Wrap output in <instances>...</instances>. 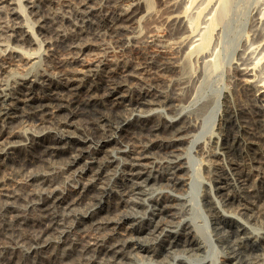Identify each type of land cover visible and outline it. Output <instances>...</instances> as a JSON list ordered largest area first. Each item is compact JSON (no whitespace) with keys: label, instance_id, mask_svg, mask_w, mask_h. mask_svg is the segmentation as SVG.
I'll return each instance as SVG.
<instances>
[{"label":"bare ground","instance_id":"1","mask_svg":"<svg viewBox=\"0 0 264 264\" xmlns=\"http://www.w3.org/2000/svg\"><path fill=\"white\" fill-rule=\"evenodd\" d=\"M25 1H0V174L7 173L5 178L0 177V264H127L123 259L131 242L145 241L144 235L151 236L153 243L142 250L154 256L167 251L172 244L165 237L170 236L168 228L175 219L154 220L147 229L132 228L120 237L121 226L130 218L121 212L102 216V202L116 187L128 195L140 193L144 160L153 151L166 159L163 170L175 174L177 164L167 158L175 154L180 137L191 127L188 118L198 123L212 100L201 102L193 111L178 109L194 100L199 66H219V52L212 37L229 0H216L219 8L210 17L207 12L201 21L206 8L200 6H208L213 0H187L185 8H170L165 18L173 20L170 25L176 24L172 25L176 28L164 36L150 32L145 38L134 35L140 1L127 8H114V13H102L89 9V0H80L75 12L79 24L72 30L61 28L70 20L51 10L52 0ZM176 1L168 4L175 7ZM146 3L148 7L152 4L151 0ZM27 8L32 9L30 16ZM35 16L39 23L37 34L31 20ZM93 26L96 27L91 32ZM254 30L256 36L264 33L261 25ZM46 34L51 35L43 39ZM262 38L251 49L256 54L250 56L247 51L234 67L238 76L235 88L247 102H238L229 109L226 100L225 126L216 143L222 152L215 154L223 155L229 166L216 168L212 180L214 189L224 192L216 201L210 186L212 199L204 202L218 232V243L228 254L224 264H264V238L255 237L248 226L264 217V150L254 148L258 139L264 141V52L257 53L259 47H264ZM39 41L49 46L51 55L43 58L41 49L36 56L29 51L32 45L41 48ZM56 46H68L71 52L55 55ZM108 46L136 52L141 61L120 59L118 55L110 60ZM86 51L96 52L93 54L97 56L87 61L83 56ZM4 53L9 57H3ZM250 59L253 60L249 62ZM11 61L24 73L7 76ZM192 61L201 65L190 74ZM168 80L172 92L165 91ZM151 106L183 117L175 121L145 116L143 108ZM30 124L32 130L26 128ZM18 126L24 130H15ZM151 138V144H144ZM138 146L141 150L136 153ZM123 147L126 149L121 150ZM116 152L137 154L136 162L121 171L123 181L113 173ZM87 171L91 172L88 178L84 175ZM254 174L258 182L250 184ZM14 180H20L15 188L6 186ZM97 180L108 185L91 195ZM168 183L174 186L175 178ZM80 188L83 195L74 197ZM60 189H67L72 197L58 196ZM155 203L159 208L154 218L168 214L175 218V213H169L175 208V198L164 195ZM224 211L230 213L225 215ZM9 216L15 218L14 222L8 221ZM79 230H86V235L71 236ZM162 230L164 233L157 236ZM55 234L58 240L51 250L50 237ZM185 243L195 244L189 239ZM92 246L98 258L89 255ZM48 249L50 254L44 256Z\"/></svg>","mask_w":264,"mask_h":264},{"label":"rangeland","instance_id":"2","mask_svg":"<svg viewBox=\"0 0 264 264\" xmlns=\"http://www.w3.org/2000/svg\"><path fill=\"white\" fill-rule=\"evenodd\" d=\"M23 1L25 0H22V2ZM52 1L53 5L51 10L53 12L61 13L67 16L70 20V24L64 23L61 27L62 29L72 30L74 28V25L79 24L76 20L75 12L78 8H80V0ZM136 1H140V7L137 9L135 18L137 23L133 24V26L136 27L134 35H136L138 38H145L144 36L148 35L150 32H154L161 36L170 33V31L176 28L172 25L176 24L170 25L171 21L173 22V20L166 21L165 18L167 17L168 11H170V8H180V6V9H183L188 4L187 0H177L174 7V4L172 6L168 4L174 0H151L152 4L150 7H148L146 0H89L88 6L89 9H94L95 11L106 13L109 11L113 12L114 8H127ZM217 6L218 4L216 5V0H213L208 6H205V3L202 4L200 8H206V10L204 14H202L200 21L207 12L209 13L207 14L208 17H210L211 12L216 10ZM31 10V8H27L28 15ZM195 10L196 8H194L193 11ZM36 18L37 16L31 18V20H33L32 22H34L33 27L37 34V31L39 30V23L37 22L38 20ZM263 23L264 0H229L226 13L219 22L212 37L213 46H215V48L219 52V66L217 68L213 67L210 64H199L201 65L199 66L194 61L191 62L192 66L190 74H193V72L196 71V68L199 66L200 77L195 84L196 89L194 100H192L191 104L187 103L183 104V106H179L178 112L183 110L184 108V112H188L189 110L193 111L194 107L207 99H211L212 103L208 111L204 114V116L200 118L198 123H194L191 121L192 119L190 120L187 116H184L187 117L188 120L192 123L190 125L191 127L180 137L175 154L167 158V160L175 161V163L177 164V167L174 170L175 174L171 173L168 170H163L162 166L165 165L164 161H166V159L162 158L161 155H158V152L153 151V154H148L150 155L149 158L144 160V163H146V165L142 169L145 176L143 178V181H141L143 183L140 192L141 194L135 193L128 195V193L121 189V187H116L111 192V196L103 200L101 212L102 216H113L121 212L126 214L130 218H128L129 220H127L125 224L121 226L122 228H117V231H119V229L121 228L118 232L120 237L125 236L126 232L132 228L140 229V231H143L144 229H147L148 224L154 220L165 221L166 219H175L174 224L168 228L171 230L170 236L165 237L166 241L172 244L171 248H169L167 251L165 250L159 254H156L155 256L153 254L147 253L146 251L142 250V247H144V245H150L151 243H153V238L149 235H144V237H146L145 241L131 242V246L127 249V256L123 259L124 263L224 264V261L227 260V251L218 243V232L214 230L212 218L207 214L204 208V202L206 199H212V197H210L212 196L210 186L213 188V191L216 194V201L221 200L222 197H220L219 195L222 196V193L224 192V190L220 189L215 190L214 182L212 181L215 177V174H213V172L216 168L226 169L229 166L223 155L215 154V152L217 151L222 152L220 151V149H217L218 145L216 143L219 137L222 135L225 126L224 119L226 117L228 104L226 100L229 101V109L234 108L235 106H233V104L237 105L238 102H247L242 93L235 88V79L238 76L234 67H236L238 62H240L239 57L245 55L247 51H249L248 54L250 56H254L256 54L255 53L253 55L251 53V49H254L262 41L264 33L261 34L263 35L262 37L261 35H259L260 37L258 35L256 36L255 33L257 31L254 29L260 25L262 28H264ZM184 25H188L187 21L186 23H184ZM95 27L93 26L89 30L93 32ZM50 35L51 34L44 35L43 39H47ZM127 35H129V32L127 33ZM107 40L109 41V39ZM250 41L251 44H254L251 45ZM39 42L41 43V48L38 49L36 45H32L33 47L30 46L29 51L35 53L33 55L36 56L38 55L37 52L39 53L41 49L44 54L43 58H46L49 53L51 55L52 51L50 50L49 46L42 43L41 41ZM245 47L246 49H244ZM263 48L259 47L260 52H257L259 55L262 51L264 52ZM186 49L187 47L184 48L185 51ZM140 50L145 51V49L143 48ZM54 51L55 55L62 56L69 55L71 52L68 46H56L54 48ZM148 51L150 52L152 51V49L148 47ZM122 52H124L125 54H123ZM93 53V51H86L85 55L83 56L87 61H92L97 56V54L94 55L96 52L94 54ZM136 54V52H134L133 54L130 53L127 49L122 51L121 48H111L110 46H108L107 49V58L110 60L117 58L118 55L121 56L118 57L120 59L137 63L139 61V58ZM3 57L7 58L9 56L7 53H4ZM174 58L176 59L177 55H175ZM44 60H42V62ZM251 60L253 59H250L249 62H251ZM14 62L15 61H13L12 63L11 61L9 63L11 65L7 69V76H19L24 73V69L21 67L22 69L20 71V67H17ZM262 64H264V62ZM177 70L178 69H176V71ZM164 80H166V78H164ZM168 83L169 80L166 81L165 91L172 92L173 86H167ZM230 101L232 102L230 103ZM143 111L145 116H162V118L166 120L175 119V121H177L178 119L183 117V114L179 115L180 117H178L177 115L169 111L166 114V112H164L163 108L160 106L145 107L143 108ZM193 124L196 125L193 126ZM22 127L23 126H18L17 128H15V130H24V128ZM32 127L33 124H30L26 128L32 130ZM152 141L153 140L151 138V140L146 141L144 144L149 145ZM260 141L262 142L260 143ZM254 148H259V151L262 149L264 150L263 139H258L257 146ZM125 149L126 148L124 147L121 148V150ZM137 149L138 150H135V152L139 153L138 151L141 150V146H138ZM116 156L117 161L113 167L114 171H112L113 173H115L116 178H118L120 181H123L125 177L121 171L124 167H128L136 162L135 158L137 157V154L128 156L126 154H123V152H116ZM246 170L248 172V169ZM90 173V171L84 173L86 178H88V175ZM6 175L7 173L2 171L0 177L4 176L3 178H5ZM80 175L81 174L79 173L75 177L78 178ZM251 177H253V179ZM171 178H175L176 183L174 184V186L176 187H174L173 184L168 183L169 179ZM18 181L20 180L8 181L6 186L9 188H15L16 182ZM21 181L24 184L27 183L26 180L21 179ZM256 182H258L257 175H251L249 178V183L254 184ZM107 185L108 182H104V180H97L95 185L96 187H94V189L92 190L91 195H95L96 193L102 191L103 188H105ZM229 185H232V182ZM29 187L33 188V186L31 185H29ZM78 191L79 192H77L74 197L83 195L84 191L82 188H80ZM207 193L209 197L207 196ZM57 195H67L69 197H72L67 189H60L59 192H57ZM164 195L172 196L173 198H175V208H171L172 211L170 210L169 212L175 213V218L172 217L171 214L157 217V219L154 218L159 208V206L156 205L155 200L163 197ZM126 204H130V206H126ZM107 209L109 210V213L107 212ZM222 213L228 215L230 212L224 211ZM9 220L10 222H14L15 218L13 216H9L8 221ZM241 222L244 221L241 219ZM248 226L250 227L251 232L254 233L255 237L258 236L259 238H264V217H261V219H257L256 222L251 221L250 223H248ZM86 233V230H79L76 233L73 232L71 236H85ZM160 233H164V230L156 233V235L160 236ZM222 234H224V232H220V235ZM53 236L56 237L54 238ZM53 236L50 237L53 246H51V250L56 244L54 243V241L58 240V234H55ZM186 239L194 241L195 244L193 243L192 245H190L191 247L188 246L185 243ZM196 242H199V244ZM50 249L46 250V254L44 253L43 255L48 256L47 254H50ZM89 255L94 258L99 257L98 252L95 250L94 246L91 247Z\"/></svg>","mask_w":264,"mask_h":264}]
</instances>
